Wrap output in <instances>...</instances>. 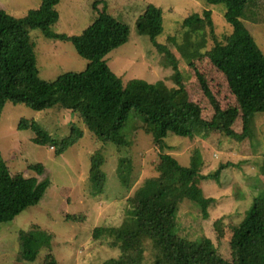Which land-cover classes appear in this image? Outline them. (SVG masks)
Segmentation results:
<instances>
[{"label":"rangeland","instance_id":"1","mask_svg":"<svg viewBox=\"0 0 264 264\" xmlns=\"http://www.w3.org/2000/svg\"><path fill=\"white\" fill-rule=\"evenodd\" d=\"M41 2L0 0V9L21 17L28 10L38 8ZM150 4L163 10L164 29L157 41L177 59L192 101H204L196 68L223 106L235 105L226 77L208 56L215 44L211 28L206 26L194 32L183 25L189 15L210 9L216 39L239 50L233 26L225 17V4H211L207 0H61L56 5L59 18L49 29L54 33L81 34L98 17L99 11L106 8L130 28L128 41L104 57L109 66L124 80L140 78L151 83L163 80L174 87V70L165 53L137 28L138 17ZM244 22L264 50V23ZM29 32L39 75L55 85L77 90L100 63L82 57L69 39L48 37L40 28ZM193 51L194 66L190 65ZM22 119L35 120L59 139L69 135L73 125L82 128L84 136L57 154L49 144L35 143V131L20 127ZM233 128L240 132L242 120L238 119ZM122 131L128 144L119 147L98 140L79 115L66 108L44 109L0 101V156L12 174L24 176H37L29 165L40 162L45 173L38 177L51 180L39 203L26 208L13 220L0 223V264H102L119 256L120 249L112 246L109 238L94 239L95 227L120 225L126 209L130 208L129 199L156 191L162 175L161 154H171L187 166L196 150L201 174L215 172L222 163L233 165L222 169L219 179L200 175L193 179V188L216 201L209 208L208 217L202 215L195 200L184 201L177 215L178 231L190 239H208L224 258L232 259L233 231L246 217L256 196L264 193V112L251 115L247 136L238 139L219 131H203L190 141L170 132L165 138L167 146L160 148L139 118L132 119ZM96 152L104 157L102 168L107 176L102 192H95L89 179L91 157ZM33 225L54 234L51 255L46 257L49 251L42 249L36 260H20L19 231L29 230ZM152 260L153 252L147 245L145 264Z\"/></svg>","mask_w":264,"mask_h":264},{"label":"trees","instance_id":"2","mask_svg":"<svg viewBox=\"0 0 264 264\" xmlns=\"http://www.w3.org/2000/svg\"><path fill=\"white\" fill-rule=\"evenodd\" d=\"M61 0H42L38 8L16 17L0 9V101L25 104L36 108L62 107L77 113L93 135L103 143L127 146L123 129L139 118L148 126L153 141L165 148L168 133L194 141L203 131H219L233 138H245L251 115L264 112V50L247 28L244 20L264 23V0H207L211 4H225V17L233 26V35L239 50L216 39L212 10L186 17L183 25L191 31L211 28L215 44L208 53L211 62L226 77L236 104L225 107L209 88L206 79L195 68L196 77L204 94V101H192L179 64L171 51L157 41L164 29L163 10L150 4L137 19L141 34L149 35L155 46L165 53L174 70L170 87L163 80L154 83L140 78L124 80L104 60L113 49L128 41L129 26L107 12L98 17L81 34L54 33L49 25L59 18L56 5ZM97 5V3L95 4ZM40 28L48 37L69 39L77 52L88 60H98L82 85L73 90L55 85L40 77L30 29ZM190 65L194 66L193 53ZM242 120V130L233 126ZM20 127L35 131L34 142L49 144L57 154L74 145L84 136V130L73 125L70 134L59 139L35 120L22 119ZM162 175L156 191L150 195L129 199L120 225L97 226L94 239L109 238L120 255L106 259L102 264H145L147 245L153 252L150 264H262L264 261V193L256 196L246 217L233 231L232 259L224 258L206 238L190 239L178 229V212L184 201L195 200L202 215L208 217L214 197L200 194L193 188V179L220 178L222 169L231 162L220 164L213 173L201 174L197 150L190 165H182L171 154H161ZM104 157L96 152L91 157L89 179L95 192L105 188L107 176L102 168ZM37 176L12 174L0 156V223L13 220L26 208L36 205L51 185L42 163L30 164ZM54 234L39 225L19 231L20 260L34 261L42 249L51 255ZM148 242V243H147ZM147 243V244H146Z\"/></svg>","mask_w":264,"mask_h":264}]
</instances>
